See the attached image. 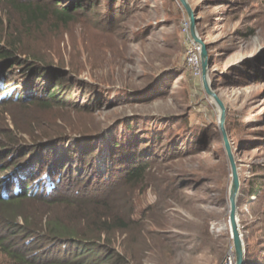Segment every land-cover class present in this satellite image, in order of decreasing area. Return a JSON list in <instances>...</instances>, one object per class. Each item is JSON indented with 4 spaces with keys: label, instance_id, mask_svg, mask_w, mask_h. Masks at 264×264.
<instances>
[{
    "label": "rangeland",
    "instance_id": "374dc122",
    "mask_svg": "<svg viewBox=\"0 0 264 264\" xmlns=\"http://www.w3.org/2000/svg\"><path fill=\"white\" fill-rule=\"evenodd\" d=\"M3 2L0 27L5 20ZM188 2L195 10L198 33L209 45V79L226 107L225 131L241 184L239 194L245 191L240 198L245 203L237 205V220L247 264H264V74L260 72L264 0ZM129 7V14L124 10L111 23L89 20L93 15L67 26L49 20L50 25L37 36L35 58L94 87L93 98L98 102L89 109L85 101H77L74 110L0 105V149L9 142H42L60 128L113 126L116 119L133 115L142 119L140 124L176 122L171 129L184 139L196 134L194 148L177 159L157 158L155 146L141 155L142 161L147 156L151 160L144 182L132 187L126 200L133 207V223L115 236L114 246L118 251L121 246L139 250L138 257L131 253L128 264H224L233 249L227 204L231 172L218 130L217 108L207 96L210 111L199 106L184 82L190 77L185 70L181 27L186 14L178 0H133ZM22 41L30 49L31 40ZM165 72L173 74L168 77L172 89L163 98L136 104L124 97L122 91L145 89ZM6 95H0V103ZM208 113L211 127L202 122ZM193 116L201 120L196 123ZM111 128L102 131L97 145L100 174L110 171ZM117 133H122V127ZM251 189L257 190V196L248 199Z\"/></svg>",
    "mask_w": 264,
    "mask_h": 264
},
{
    "label": "trees",
    "instance_id": "16d2710c",
    "mask_svg": "<svg viewBox=\"0 0 264 264\" xmlns=\"http://www.w3.org/2000/svg\"><path fill=\"white\" fill-rule=\"evenodd\" d=\"M132 1L5 0L2 3L5 20L0 27V95H7L0 105L74 110L77 101H85L91 109L89 105L98 102L93 98L94 87L76 80L60 67L53 69L44 60L38 61L33 54L40 43L37 36L50 25V19L67 26L78 19L88 21L84 19L93 15L89 20L111 23L124 10L130 13ZM248 33L242 34L246 37ZM22 38L31 40L30 49ZM185 67L190 76L184 80L186 86L199 106L210 111L212 106L197 81L199 77L186 64ZM260 72L264 74V65ZM169 75L173 74L165 72L140 91H122L124 97L136 104L161 99L172 89ZM206 115L203 114L202 122L211 127L212 115ZM121 118L115 120L113 128L107 125L60 128V132L47 135L42 142H9L0 149L2 264H128L132 252L138 257L139 250L121 246L118 251L114 241L116 235L128 231L133 223V207L126 200L132 187L144 182L151 160L147 156L142 161L141 155L155 146L157 158L177 159L180 153L194 148L196 134L187 140L172 131V123L176 122L152 120L140 124L142 119L137 115ZM193 119L196 123L201 120L194 116ZM118 127H122V133H117ZM106 128H111L108 133L111 165L108 173L100 174L95 157ZM71 139L72 143L65 148ZM59 148H65L60 156ZM256 191L251 189L248 199L257 196ZM241 193L238 204L245 203L240 201L245 195L244 188ZM247 257L246 248L244 264Z\"/></svg>",
    "mask_w": 264,
    "mask_h": 264
},
{
    "label": "water",
    "instance_id": "95a60500",
    "mask_svg": "<svg viewBox=\"0 0 264 264\" xmlns=\"http://www.w3.org/2000/svg\"><path fill=\"white\" fill-rule=\"evenodd\" d=\"M178 3L186 14L191 38L200 47L199 59L201 65V86L206 96L210 99V101L214 104L218 111V130L223 141L226 158L231 172V183L227 195V204L229 234L232 241V248L235 258L234 264H244L245 247L237 220V213L239 210L237 205L240 196L239 192L241 184L237 173L235 159L225 131L226 107L222 100L219 98L209 79L211 70L208 54L209 45L202 40L200 34L198 33L195 10L191 7L188 0H178Z\"/></svg>",
    "mask_w": 264,
    "mask_h": 264
},
{
    "label": "built area",
    "instance_id": "2783aa9c",
    "mask_svg": "<svg viewBox=\"0 0 264 264\" xmlns=\"http://www.w3.org/2000/svg\"><path fill=\"white\" fill-rule=\"evenodd\" d=\"M182 31L185 36V52H184V60L189 71L195 76L200 77L201 75V65H200V47L197 45L191 38L189 32V24L186 18H184L183 23L181 25ZM230 256L226 259L224 264H234L235 258L234 253L231 252Z\"/></svg>",
    "mask_w": 264,
    "mask_h": 264
},
{
    "label": "bare ground",
    "instance_id": "6f19581e",
    "mask_svg": "<svg viewBox=\"0 0 264 264\" xmlns=\"http://www.w3.org/2000/svg\"><path fill=\"white\" fill-rule=\"evenodd\" d=\"M231 250H233V249H231ZM231 252H233V251H231Z\"/></svg>",
    "mask_w": 264,
    "mask_h": 264
}]
</instances>
